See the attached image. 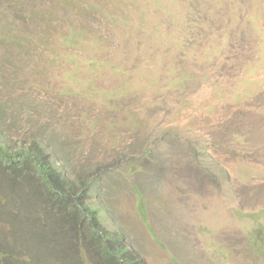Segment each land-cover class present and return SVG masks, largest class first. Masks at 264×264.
<instances>
[{
    "label": "rangeland",
    "instance_id": "374dc122",
    "mask_svg": "<svg viewBox=\"0 0 264 264\" xmlns=\"http://www.w3.org/2000/svg\"><path fill=\"white\" fill-rule=\"evenodd\" d=\"M0 135V264H264V0H0Z\"/></svg>",
    "mask_w": 264,
    "mask_h": 264
},
{
    "label": "trees",
    "instance_id": "16d2710c",
    "mask_svg": "<svg viewBox=\"0 0 264 264\" xmlns=\"http://www.w3.org/2000/svg\"><path fill=\"white\" fill-rule=\"evenodd\" d=\"M24 156L31 158L32 165H27V161L24 159ZM23 160V161H22ZM4 163L5 167L7 169L12 170L13 166L15 167L16 164L18 165L21 163L24 168L31 167L34 171L37 172V175L39 177L37 178H43L45 176L46 180L49 182L50 178L48 176L51 174V170L47 166L46 162L43 160V156L40 153L39 148H37L36 145H34V148L26 147L25 144L19 145L15 150H9L7 143L2 140V137L0 135V163ZM29 166V167H28ZM47 182V183H48ZM61 189V188H60ZM82 196V194H79ZM80 205L82 208L85 209V206L82 205V202L80 201ZM91 214L92 221H90V230L93 231L94 234H96L99 237H105L108 239V243L110 244L112 238H109V235L107 232L101 230L99 228V224L97 222V217ZM262 234H258V238L262 239ZM113 237V236H112ZM257 238V240H258ZM262 244V243H261ZM261 244L257 246V244L254 242L252 243L254 250L258 253L262 252ZM117 247V246H116ZM121 252H119L114 244H110L109 246H106L104 249L106 250V260L104 264H139V261H137V258L135 255H131L130 251L126 250L125 247H121ZM119 252V253H118Z\"/></svg>",
    "mask_w": 264,
    "mask_h": 264
}]
</instances>
